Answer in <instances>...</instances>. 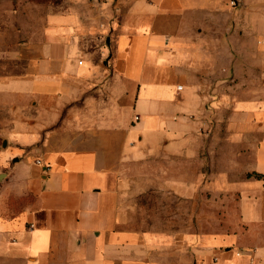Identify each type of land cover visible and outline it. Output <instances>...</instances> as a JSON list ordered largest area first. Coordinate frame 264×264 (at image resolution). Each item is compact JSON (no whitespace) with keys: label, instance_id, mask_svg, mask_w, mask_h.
<instances>
[{"label":"crops","instance_id":"1","mask_svg":"<svg viewBox=\"0 0 264 264\" xmlns=\"http://www.w3.org/2000/svg\"><path fill=\"white\" fill-rule=\"evenodd\" d=\"M42 26L0 73V264H264V85L226 79L264 75V0H78ZM150 193L196 223L136 228Z\"/></svg>","mask_w":264,"mask_h":264},{"label":"rangeland","instance_id":"2","mask_svg":"<svg viewBox=\"0 0 264 264\" xmlns=\"http://www.w3.org/2000/svg\"><path fill=\"white\" fill-rule=\"evenodd\" d=\"M77 2L78 0H0V73H15L20 70L19 59L15 56H21V44L25 40L23 37L28 34L27 30L40 34L43 20L48 14L53 11L71 10L72 7H76ZM260 38L257 44L262 46L259 43ZM230 49L235 52L237 47L230 43ZM253 77L264 85V75H254L248 69H241L240 72L230 69L226 79L230 85L239 84L240 97L242 100H247L251 97L249 94ZM2 145L0 139V149ZM203 194L207 196V200H212V196L217 195L216 202L200 203L202 209L197 213L201 217L211 215V218H220L222 215L219 203L220 189L203 191ZM131 206L132 222L138 229L164 230L172 234L178 227L182 229L183 226L196 223L194 215L189 216V204L182 200L179 202L171 194L150 193L139 197Z\"/></svg>","mask_w":264,"mask_h":264},{"label":"built area","instance_id":"3","mask_svg":"<svg viewBox=\"0 0 264 264\" xmlns=\"http://www.w3.org/2000/svg\"><path fill=\"white\" fill-rule=\"evenodd\" d=\"M100 1H102V2H106V1H108V0H100ZM232 3L235 4V1H232ZM259 43L262 44V45L264 44V36H262V37L260 38ZM181 88H182V87H179V89H181ZM136 118L138 119L139 117H136ZM36 163H37V164H41V160H37Z\"/></svg>","mask_w":264,"mask_h":264},{"label":"trees","instance_id":"4","mask_svg":"<svg viewBox=\"0 0 264 264\" xmlns=\"http://www.w3.org/2000/svg\"><path fill=\"white\" fill-rule=\"evenodd\" d=\"M257 177H261V175L258 174Z\"/></svg>","mask_w":264,"mask_h":264}]
</instances>
